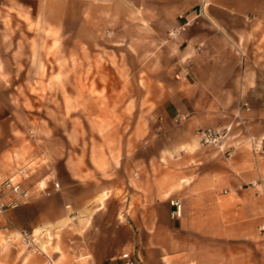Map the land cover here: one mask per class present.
Segmentation results:
<instances>
[{
	"label": "crops",
	"instance_id": "obj_1",
	"mask_svg": "<svg viewBox=\"0 0 264 264\" xmlns=\"http://www.w3.org/2000/svg\"><path fill=\"white\" fill-rule=\"evenodd\" d=\"M57 1L66 21L74 8L83 15L96 8L89 25L102 21L115 37L132 38L144 53L146 77L164 79L152 86L159 96L145 104L162 148L155 156L149 148L132 152V170H124L135 176L132 184L117 182L115 167L111 182L83 184L77 175L98 170L69 166L66 154L58 190L36 194L33 184L52 172L30 173L23 186L32 199L8 217L26 230L49 228L87 214L91 200L118 188L123 194L105 197L97 209L115 204L125 221L107 226L95 218L84 238L70 235L61 248L69 256L64 264H124V252L139 264H227L229 242L259 239L256 226L264 222V154L257 151L264 147V0ZM206 127L231 128L229 157L195 144L194 132ZM171 199L181 204L178 218L170 215ZM45 254L0 244V264H47Z\"/></svg>",
	"mask_w": 264,
	"mask_h": 264
},
{
	"label": "rangeland",
	"instance_id": "obj_2",
	"mask_svg": "<svg viewBox=\"0 0 264 264\" xmlns=\"http://www.w3.org/2000/svg\"><path fill=\"white\" fill-rule=\"evenodd\" d=\"M57 2L0 0V180L20 168L29 170V175L51 170L48 184L62 185L67 154L69 166L73 162L75 167L98 170L77 175L83 184L102 178L111 182L114 167L121 170L117 182L132 184L135 176L124 171L132 170V152L149 148L155 156L162 148L155 136L158 122L146 121L151 112L145 111V104L159 96L152 86H161L157 81L164 79L146 77L144 53L132 47V38L115 37L102 21L89 25L88 13L96 14V8L84 9L88 12L84 15L81 8H74L76 13L66 21L65 8H56ZM180 119L172 121L179 124ZM214 129L226 131L225 137L217 146H205L229 157L226 150L235 148L226 143L231 128ZM195 132V144L202 145ZM151 137L152 142L146 143ZM257 151L264 154L262 147ZM121 193L110 189L89 202L87 214L76 213L72 220L50 225L39 247L57 264H64L69 256L61 248L70 235L84 238L97 227L95 218L107 226L125 221L115 204L97 209L105 197L117 199ZM261 224L256 226L259 239L229 242L232 254L227 264H264Z\"/></svg>",
	"mask_w": 264,
	"mask_h": 264
},
{
	"label": "built area",
	"instance_id": "obj_3",
	"mask_svg": "<svg viewBox=\"0 0 264 264\" xmlns=\"http://www.w3.org/2000/svg\"><path fill=\"white\" fill-rule=\"evenodd\" d=\"M178 77V74L176 75ZM226 131L217 130L214 128H202L195 132V136L198 138L202 145H219L221 140L225 137ZM264 150V147H262ZM227 155L231 152L226 150ZM16 175L18 178L16 179ZM29 177V170L20 168L16 171L15 175L4 177L0 180V233L2 234L1 243L3 245H9L11 247H23L27 250H33L34 252L45 251L39 247V239L43 235L47 234L45 228L40 226L38 230L31 229L26 230L19 228L14 222L8 217L7 212L14 210L24 204L31 201L33 194L29 188L23 186V181ZM50 184V185H49ZM48 184L47 180L43 178L38 179L34 184V190L36 194L50 196L59 188L58 181H51ZM172 206L170 215L172 218H178L181 214V204L177 199H171L169 201ZM73 216V215H72ZM259 231L264 232V224L259 226ZM46 255V254H45ZM47 264H56L52 258L48 255ZM121 258L124 259V264H139L140 259L133 260L129 252L121 254Z\"/></svg>",
	"mask_w": 264,
	"mask_h": 264
}]
</instances>
